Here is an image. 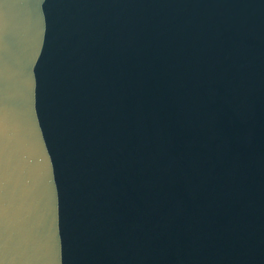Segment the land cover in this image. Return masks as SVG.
<instances>
[{
  "label": "water",
  "instance_id": "1",
  "mask_svg": "<svg viewBox=\"0 0 264 264\" xmlns=\"http://www.w3.org/2000/svg\"><path fill=\"white\" fill-rule=\"evenodd\" d=\"M0 264H264V0H0Z\"/></svg>",
  "mask_w": 264,
  "mask_h": 264
}]
</instances>
